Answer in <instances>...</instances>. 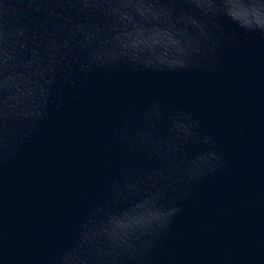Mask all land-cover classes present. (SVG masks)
<instances>
[{"label": "water", "instance_id": "water-1", "mask_svg": "<svg viewBox=\"0 0 264 264\" xmlns=\"http://www.w3.org/2000/svg\"><path fill=\"white\" fill-rule=\"evenodd\" d=\"M0 264H264V0H0Z\"/></svg>", "mask_w": 264, "mask_h": 264}]
</instances>
